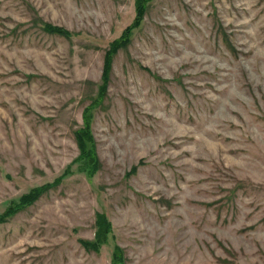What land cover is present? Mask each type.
Returning a JSON list of instances; mask_svg holds the SVG:
<instances>
[{"label": "rangeland", "instance_id": "obj_1", "mask_svg": "<svg viewBox=\"0 0 264 264\" xmlns=\"http://www.w3.org/2000/svg\"><path fill=\"white\" fill-rule=\"evenodd\" d=\"M143 10L0 0V264H264V0Z\"/></svg>", "mask_w": 264, "mask_h": 264}, {"label": "trees", "instance_id": "obj_2", "mask_svg": "<svg viewBox=\"0 0 264 264\" xmlns=\"http://www.w3.org/2000/svg\"><path fill=\"white\" fill-rule=\"evenodd\" d=\"M150 0H136V5L140 6L142 9V14H143V6L144 4L148 3ZM51 32L53 34H58V35H62L64 34L63 31L59 28H54L53 30H51ZM127 30L123 33V35L117 40L114 41L113 43L110 44L109 49L107 50V52L105 53V63H104V67H103V74H102V78L105 79L107 74L109 73L110 70V65H111V61H112V57L115 55V53L123 48L125 46V44L127 43V38H128V34H127ZM109 76V75H108ZM106 82L104 83V87H105ZM87 126V124H86ZM88 132L87 130H85V136H88ZM78 146L80 147V152H81V157L83 159L88 160L89 162H91V167L87 172L88 177H90L97 169L98 166V158L95 152V148L94 146L90 145L89 147H87L84 138H81V136H78ZM43 192V190H39V189H32L31 192L25 196L23 199H20V201L10 209V214L11 211H15L17 209H22L25 205L31 203L32 201H34L35 199L40 197V194ZM106 229H108V227H106ZM86 247H89L90 245L85 244ZM91 247V246H90Z\"/></svg>", "mask_w": 264, "mask_h": 264}]
</instances>
